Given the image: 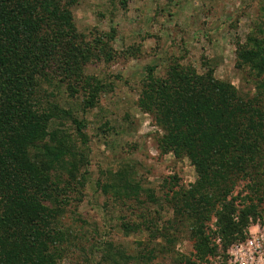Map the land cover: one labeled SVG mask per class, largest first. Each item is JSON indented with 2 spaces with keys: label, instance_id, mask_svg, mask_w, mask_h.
<instances>
[{
  "label": "trees",
  "instance_id": "trees-1",
  "mask_svg": "<svg viewBox=\"0 0 264 264\" xmlns=\"http://www.w3.org/2000/svg\"><path fill=\"white\" fill-rule=\"evenodd\" d=\"M79 2L0 0V264H56L64 239L73 242L69 228L58 229L59 218L69 185L83 186L87 179L78 171L89 163L88 123L72 107L55 101L43 106L37 94L46 91V81L53 89L65 84L71 97L84 91L86 113L114 87L113 81L85 70L94 59H113L114 36L102 33L91 40L80 33L73 13ZM180 60L173 59L164 76L156 73V65L147 68L138 103L164 130L161 150L186 152L198 169L190 188L170 191L180 221L188 222L194 238L193 252L181 262L210 264L221 258L217 264H229L232 245L248 238L251 224H264V183L259 179L264 99L243 96L231 82L217 78L212 66L201 73ZM237 66L261 77L264 90V38L238 42ZM52 91L45 93L52 96ZM115 178V187L107 179L99 186L104 192L114 188L119 198L140 196L143 188L129 174L120 170ZM240 178L249 181L235 193ZM41 195L56 207L46 213L36 203ZM212 215L216 219L208 225ZM125 225L127 232L142 228ZM117 256L126 261L120 263ZM110 258L113 264H129L127 254Z\"/></svg>",
  "mask_w": 264,
  "mask_h": 264
},
{
  "label": "rangeland",
  "instance_id": "rangeland-1",
  "mask_svg": "<svg viewBox=\"0 0 264 264\" xmlns=\"http://www.w3.org/2000/svg\"><path fill=\"white\" fill-rule=\"evenodd\" d=\"M263 6L264 0H127L126 4L121 0H80L74 6L77 28L86 38L92 40L102 33L114 36L110 41L113 59H94L85 67L87 74L113 81L114 87L86 113L82 111L84 91L71 97L65 84L53 89L46 81V91L40 89L37 94L45 107L55 101L84 115L90 137L89 163L78 171L86 182L69 185L67 204L59 218L58 229L69 228L73 242L64 239L56 264H113L110 255L117 252L127 254L129 264H183L181 257L191 255V228L180 221L182 215L177 213L170 191L190 188L199 178L198 169L186 152L161 150L159 139L164 130L138 103L142 80L150 65H156V73L164 76L169 63L179 57L201 73L214 67L217 78L231 82L245 97L258 94L264 99L261 77L237 66L238 42H248L250 36L264 38ZM51 91L52 96H47L45 92ZM120 170L143 188L139 197L119 198L114 188L104 192L99 186L105 179L114 185ZM64 175L67 181L69 174ZM259 179L264 183V171ZM248 181L238 179L235 193ZM36 203L46 213L56 207L54 200L43 195ZM215 219L212 215L208 225ZM126 223L142 228L127 232ZM251 231L255 246L264 241V224ZM251 245L240 249L239 264L240 257L246 264H264V248L254 252ZM236 252L234 248L233 255ZM246 253H255L254 263L246 260ZM117 258L120 263L126 261ZM233 258L229 264H234ZM220 259L212 258L210 264Z\"/></svg>",
  "mask_w": 264,
  "mask_h": 264
},
{
  "label": "built area",
  "instance_id": "built-area-1",
  "mask_svg": "<svg viewBox=\"0 0 264 264\" xmlns=\"http://www.w3.org/2000/svg\"><path fill=\"white\" fill-rule=\"evenodd\" d=\"M260 224H261L260 221H258L257 223L251 224L250 227H249V229H248V232H249L248 233V238L245 241H239V242L235 243L233 245V247H231L230 252H231L232 256H231L230 261L232 260V257L234 256V258H233L234 264H239V261H238L239 260L238 253L240 252V249L241 248L243 249L244 245H246V244H252L251 247H254V249H252V250H254V252L255 251H258V249H260V248H264V241H260V242L258 241V243H256V246H255L254 244H255V241L256 240L254 241V239L253 240L251 239V235H252V231L251 230H252V227H254V226H260ZM249 234H250V236H249ZM234 248H236V250H237L236 255L235 254L233 255V253H232V250ZM244 256L246 257V260H250L251 259L252 260L251 262L254 263L255 257H256L255 253H254V255H252L250 253H246ZM243 260L244 259L240 257V263L241 264H246V263L243 262Z\"/></svg>",
  "mask_w": 264,
  "mask_h": 264
}]
</instances>
